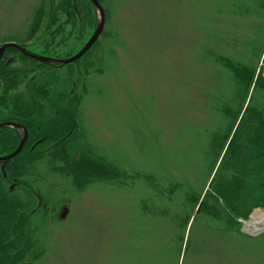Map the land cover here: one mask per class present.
Returning <instances> with one entry per match:
<instances>
[{
	"label": "trees",
	"instance_id": "16d2710c",
	"mask_svg": "<svg viewBox=\"0 0 264 264\" xmlns=\"http://www.w3.org/2000/svg\"><path fill=\"white\" fill-rule=\"evenodd\" d=\"M98 1L105 11V27L80 60L69 65L44 63L10 47L0 63V123H22L28 131L21 153L0 164V264H33L42 255L37 236L56 211L50 210L48 192L42 188L51 176L53 192L64 182L75 194L105 184L137 186L130 202L137 207L140 199V207L126 218L135 227L126 241L127 259L139 256L144 243L153 245L149 249L158 257L170 253L173 264L180 263L183 251L187 258L191 246H199L204 254L216 253L217 235L223 239L240 232V219L264 209V53L256 77V64L212 50L211 67L225 72L226 85L221 100L210 97L213 87L207 91V109L218 118L214 130L204 128L206 134L199 136L200 160L207 168L182 167L171 173L170 166L165 167L151 185L148 176L137 180L128 175L93 140L89 106L95 98L93 86L106 73L100 43L104 37L108 46L120 39L114 21L122 11L119 0ZM238 8L239 15L264 21V0ZM98 23V10L90 0H37L20 31L6 35L0 28V47L13 42L38 56L66 59L80 50ZM262 46L261 53L264 42ZM22 136L19 128L1 127L0 157L14 152ZM176 173L197 185L175 180ZM123 177L126 180L119 182ZM167 225L171 231L162 236Z\"/></svg>",
	"mask_w": 264,
	"mask_h": 264
},
{
	"label": "rangeland",
	"instance_id": "374dc122",
	"mask_svg": "<svg viewBox=\"0 0 264 264\" xmlns=\"http://www.w3.org/2000/svg\"><path fill=\"white\" fill-rule=\"evenodd\" d=\"M36 1L0 0V16L6 14L0 17L2 31L6 35L20 31ZM119 3L122 11L114 26L120 39L108 46L104 37L100 43L106 73L93 86L95 98L89 106L93 140L128 175L137 180L148 176L151 185L165 167L170 166L171 173L182 167L204 171L207 165L200 160L199 136L206 134L204 128L214 130L218 119L207 109V91L213 87L210 97L221 100L226 85L225 72L214 71L208 57L212 59V50L219 49L220 55L256 64L257 77L263 64L264 21L239 15L238 5L245 8L253 0ZM180 179L187 181L176 173L175 180ZM53 181L51 176L42 188L48 192L50 210L56 211L40 227L37 245L42 255L33 264H173L170 253L158 257L147 243L140 245L139 256L126 258V241L135 229L126 218L140 207V199L135 207V201L130 202L135 194L126 196L125 186L98 185L75 194L65 182L50 191ZM80 186L78 192L84 187ZM167 227L162 236L171 231ZM218 237L216 253L204 254L199 246H191L190 255L185 258L183 251L179 264H264V233L251 237L241 227L238 233Z\"/></svg>",
	"mask_w": 264,
	"mask_h": 264
},
{
	"label": "water",
	"instance_id": "95a60500",
	"mask_svg": "<svg viewBox=\"0 0 264 264\" xmlns=\"http://www.w3.org/2000/svg\"><path fill=\"white\" fill-rule=\"evenodd\" d=\"M91 2L94 4V6L98 10V13L100 16V21H99L98 26L95 29L93 35L87 40L85 45L75 55H73L69 58H66V59H53V58H49V57H43V56H38V55L32 54V53L28 52L25 48L21 47L19 44L13 43V42L12 43L8 42V43L3 44L0 47V63L3 59V56L6 52V50L10 47H14V48L18 49L20 52H22L24 55H26L32 59H35L37 61L44 62V63H60V64H64V65H69V64L75 63L76 61L80 60L95 45L97 40L102 35L104 27H105L106 17H105V11H104L102 5L99 3L98 0H91ZM1 127H14V128L25 129L22 125L15 123V122L0 123V128ZM26 140H27V132L25 133V135L22 138L19 146L14 150V152H12L11 154H8L6 156L0 157V164H6V163L10 162V160L15 158L19 153H21V151L23 150V148L25 146ZM66 213H67V210H65L62 217H65Z\"/></svg>",
	"mask_w": 264,
	"mask_h": 264
},
{
	"label": "built area",
	"instance_id": "2783aa9c",
	"mask_svg": "<svg viewBox=\"0 0 264 264\" xmlns=\"http://www.w3.org/2000/svg\"><path fill=\"white\" fill-rule=\"evenodd\" d=\"M259 213L260 215H264V210L262 209H256L252 214L249 215L246 219H240L239 222L242 225V231L251 237H258L259 235L264 233V229H261L260 231L256 232L253 227L251 226V220L254 217L255 214ZM264 226V225H263Z\"/></svg>",
	"mask_w": 264,
	"mask_h": 264
},
{
	"label": "bare ground",
	"instance_id": "6f19581e",
	"mask_svg": "<svg viewBox=\"0 0 264 264\" xmlns=\"http://www.w3.org/2000/svg\"><path fill=\"white\" fill-rule=\"evenodd\" d=\"M137 186H134L132 187V189H128L127 191V195L126 196H132L133 194L137 193L138 191V188H136ZM128 198L126 199V202H127ZM121 206H126L125 205H121ZM251 226L253 227V229L258 232L260 231L261 229H264V215H260L259 213L255 214L254 217L252 218L251 220Z\"/></svg>",
	"mask_w": 264,
	"mask_h": 264
},
{
	"label": "flooded vegetation",
	"instance_id": "af4514ba",
	"mask_svg": "<svg viewBox=\"0 0 264 264\" xmlns=\"http://www.w3.org/2000/svg\"><path fill=\"white\" fill-rule=\"evenodd\" d=\"M90 1H91V0H90ZM99 3H100V2H99ZM92 4H93V3H92ZM93 5H94V4H93ZM95 8H96V7H95ZM98 14H99V13H98ZM99 21H100V16H99ZM93 33H94V32H93ZM93 33H92V35H93ZM92 35H91V36H92ZM91 36H90V37H91ZM90 37H89V38H90ZM89 38H88V39H89ZM86 42H87V41H86ZM86 42H85V43H86ZM85 43H84V45H85ZM84 45H83V46H84ZM83 46H82V47H83ZM82 47H81V48H82ZM81 48H80V49H81ZM91 49H92V48H91ZM91 49H90V50H91ZM58 64H60V63H58ZM15 123H16V122H15ZM18 124L22 125V126L25 128V129L19 128V129L23 130V136H22V138L24 137L25 133L27 132V139H28V131H27L26 127H25L22 123H18ZM22 138H21V140H22ZM41 141H43V140H41ZM26 142H27V140H26ZM38 142H39V141H38ZM25 144H26V143H25Z\"/></svg>",
	"mask_w": 264,
	"mask_h": 264
}]
</instances>
